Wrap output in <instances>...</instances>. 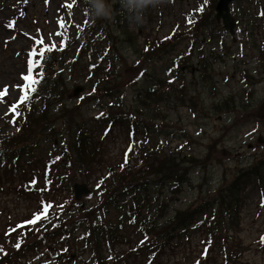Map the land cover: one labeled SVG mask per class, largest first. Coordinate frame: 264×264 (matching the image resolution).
Returning <instances> with one entry per match:
<instances>
[{"label": "rangeland", "instance_id": "1", "mask_svg": "<svg viewBox=\"0 0 264 264\" xmlns=\"http://www.w3.org/2000/svg\"><path fill=\"white\" fill-rule=\"evenodd\" d=\"M8 1L11 3L9 9L5 8L4 11H1L0 8V24L2 25V27L0 26V119L8 117L11 108L21 104L20 97L25 95L21 91L24 84L22 76L27 75L28 52L36 44L31 36L41 33L44 45L55 44L60 46L59 42L61 40L56 38L58 28L55 21L61 15H65V12L62 9L57 10V6L59 7L65 1L71 2L73 0H47V3L45 0H27L26 3L23 0H4L3 3L0 2V7L2 4L5 7ZM21 1L22 4L18 5ZM196 2H198L197 5ZM202 2L203 0H166L162 7L148 12L143 26L130 27L125 14L120 11L119 1L109 0L112 15L110 19L104 20L103 29L105 35H111V40L108 42L107 37L104 39V35L100 36L99 40H103L104 43L99 49L103 52H107L109 49L112 51L105 65L108 66L110 62H113L116 69L113 76V78H118L116 83L119 86L116 102L119 107H123L124 113H128L133 105L138 104L135 102L134 96L140 92L141 88L147 87L151 92L158 90L163 93L165 89L162 85L166 83L167 71L172 66L170 59L143 66L139 62L138 55V50L142 47L143 38L147 35L161 39L168 37L174 30L175 25L179 21H184L183 15L197 8ZM18 6H20L19 9ZM253 6L250 0H243L240 4L239 2L236 3L232 9L242 21V33L236 36L239 40L237 42L238 45L224 31L221 23H218V26L215 27L213 38L209 39V36H207L201 40L203 45L200 46V49L209 59L210 66L207 67V70H214V73L211 74L213 81L208 77L201 76L197 71L200 68L198 63L199 56L202 54L199 51L190 59V62H196L198 65L197 70H193L197 72L190 73L189 70L182 69L181 79L184 78L187 82L189 92L194 94L198 91L202 94V98L205 99V115L200 112L191 114L187 108H180L178 112L173 110V105L176 101L174 93L166 97V106L162 107L163 111L159 110L161 114L153 113L152 108H150V104H155L154 100H156V97L147 100L143 98L146 108L145 113L166 118L163 125L164 133L155 131L158 125L161 124L160 120L153 121L149 119L151 120L149 125L154 130L151 131L154 144L161 142V138H165L171 143V147L168 150L183 147L182 150L185 155L203 157L209 145L214 143V141H220L219 150L222 154L218 156V161L210 166L208 172L203 170H194L192 172L190 185L184 188L180 200L171 205V211L186 209L192 205L197 207L199 205L196 200L197 193L200 190L208 193L216 189L224 173L225 165L233 167L241 163L242 166H245L251 163L253 158L264 155V68L262 67L264 60L260 53L261 48L255 45V41L257 42L256 36L261 31L262 33L264 31V17L256 20L253 14ZM21 11L24 13L23 16L20 15ZM63 18L67 19L68 17L64 16ZM13 20L15 21L14 27H5L6 24L8 25ZM74 20H77L76 25L86 24L83 18V9L77 8ZM125 30L136 35L138 37L137 41L130 40L125 35ZM248 30H254L255 38L251 37ZM241 38L242 40H240ZM222 40H224L225 45L220 44ZM240 41L245 46V51L242 54L238 50ZM188 45V42L182 44L185 49H187ZM227 48L230 50L227 51ZM185 49L182 51L185 52ZM70 58H73V54L70 55ZM248 68L257 79L262 81L261 84L253 86L252 89L247 88L242 83V78L240 79L241 72ZM87 75V71L81 73L76 70L71 78H68V86L71 90L69 98L71 100H77L73 95L76 87L83 88L82 94H85L86 91H89L88 87L93 85L86 79ZM179 75H177L179 81L176 80L175 87L181 82ZM120 76L121 78H119ZM195 79H198L196 83L194 82ZM249 92H252V94H249ZM229 95L234 97L238 107L237 111L231 115L217 116L215 109L211 108L212 105ZM100 109L96 107L95 101L84 109L83 117L86 120H92L93 117L100 113ZM153 109L157 110V108ZM145 113L143 115L136 114L147 119ZM90 126L95 127L97 135L101 139L103 128L96 127L97 125L92 122ZM59 128H61V125L58 126ZM254 129H256V132H252ZM6 133L12 135L15 132L14 129H6ZM185 135H189L195 141L190 142L189 139L184 138ZM117 138L118 135L114 133L108 138L106 143L108 154H110V148L116 145ZM52 139L47 135L41 136L38 153L36 154L37 158H42L41 160H33L31 162L26 160L17 161L20 166L28 167L26 171L21 170L18 172L17 176L9 175V178L16 176L20 180L18 185L8 187L7 181L1 182L0 180V221L2 226L10 220L19 221L17 216L25 218L26 214H29L36 207V205H29L26 201H23L24 207V204L15 198L16 194L10 192L14 189L18 197L25 196L21 180L32 178L30 174L34 172V169L43 167L49 155L54 152L51 146ZM260 139L262 143H259ZM94 158L87 165L94 167L96 165ZM112 161L116 162L113 158L108 160L110 164H113ZM97 177L99 178V175ZM97 177L92 182H96ZM76 181L83 183L82 177H78ZM4 186L7 188L5 189ZM247 190L249 192L245 191L244 197L247 199L248 194L252 195L254 193L253 204L257 203L259 206V191L254 185L249 186ZM59 196H65L63 190L56 194L55 199ZM197 216L201 219V215ZM108 218L116 219L115 213L110 211ZM192 228H189L191 229L189 236H187L189 240L185 238L175 239L173 242L175 251H168L161 260H158L159 264H194L203 260L200 254L202 231L195 232L197 230ZM261 232L257 231L254 235L258 237ZM232 233L233 231L230 230L228 234L231 239L229 242L230 247L234 248L236 243L243 242L246 254L252 250H246V244L250 238L242 230L237 235ZM137 240L138 238L135 237L133 242ZM3 242L6 243V240H3ZM129 252V249H127L125 254ZM216 256L218 258L219 250L210 253V258H216ZM255 256L257 257L258 253ZM255 256L251 253L247 260L243 256L241 263L254 264ZM130 263L144 264V259L130 256Z\"/></svg>", "mask_w": 264, "mask_h": 264}, {"label": "trees", "instance_id": "2", "mask_svg": "<svg viewBox=\"0 0 264 264\" xmlns=\"http://www.w3.org/2000/svg\"><path fill=\"white\" fill-rule=\"evenodd\" d=\"M213 14L214 7H212L211 13L204 15L203 19L198 24L197 33H199L200 28L209 23L210 18H213ZM54 60L55 55L52 53L51 59L47 60V63L51 61V65H53ZM62 79V75H57L55 79L49 81L44 80L40 83L37 91L31 96L30 103L28 102L27 107L21 113L23 118L18 125L21 130V137H19V140L23 142L30 141L41 132L47 131V129L53 126L51 123L57 118L53 115V110H55L54 105L63 98V93L65 91ZM52 82L53 86L51 87ZM59 88H61V91H59ZM175 92L178 94L174 104L175 111L181 106H191L193 104L201 109L204 107V99H202L199 94H190L184 83L183 86L176 89ZM169 94L170 93H161L158 95L154 92L153 96L162 100L168 97ZM165 100L167 101L166 98ZM39 102H41L40 106L38 105ZM227 103L231 106V103ZM156 107V111L158 112L161 105L156 104ZM215 109L221 110L217 104L215 105ZM61 110L64 112V117L67 118L66 122L69 125L67 138L72 148L76 149V156L79 160L80 167H84V165H87L97 153L96 146L94 142L87 137L85 130L77 128V114L68 109L62 108ZM125 122L130 124L131 120L125 119ZM144 123L145 121H140V124ZM134 127L137 129V124H134ZM64 136L63 134V138H66ZM10 143H12V145L14 144L13 139L0 145L2 146L0 157L3 163H11L16 156L15 152L18 153L19 159L25 154L30 155L31 152H33L26 149L27 147L20 148L13 152V149L9 145ZM140 154H133L131 158H136ZM142 155L143 164L146 168L145 172L132 167L129 162L128 166L123 169V173L119 178L114 176L108 178L113 181L114 185L112 202L118 204L121 200L128 201L130 204L129 212H134L137 213L138 216H141L139 223H142L148 233L157 238L167 239L172 236V234H175L179 228L186 226L187 221L191 219L193 213L190 210L185 212L178 211L174 217H170L169 220L163 222H161V220L165 218L164 214L156 218L151 217L150 209H156L155 205H158L159 197L155 200L151 197L153 183L150 181V178L155 179L157 181L156 184H163L166 188L169 187V194L171 196H177L181 193V188L187 181L186 176L188 174L186 169L181 167L180 162L174 156L176 153H165L156 146L148 153H143ZM190 162L193 165L203 163L201 160L194 158L191 159ZM236 193L237 185L235 182L228 188H222L218 191L214 203L219 204L220 210L218 215H223L224 212L230 215L231 212L236 211ZM163 205L168 207V203H163ZM145 212H148V216H145Z\"/></svg>", "mask_w": 264, "mask_h": 264}, {"label": "snow or ice", "instance_id": "3", "mask_svg": "<svg viewBox=\"0 0 264 264\" xmlns=\"http://www.w3.org/2000/svg\"><path fill=\"white\" fill-rule=\"evenodd\" d=\"M23 2L26 3L27 0H23ZM45 2L47 3V0H45ZM205 3H207V0H205ZM64 7H66L68 9V15L71 16V14H72L71 10L74 7V4H72V3L65 4ZM200 10L202 11L203 9L201 8ZM20 15L21 16L24 15L23 11H21ZM261 15H264V13H261ZM56 22L60 25V29H61V31H58L56 33V35L63 37L62 41L59 42L60 43L59 51H63L65 43L68 40L67 35H65L64 33L67 31V29L69 27H71V25L66 24L64 22L63 17H60ZM14 25H15V21L13 20L9 23V25H7V27L11 28V27H14ZM42 43H43V37H41L39 40H36L37 46H40ZM54 51H57L55 44H53L50 47L49 46L39 47V50H37V47H33L32 50L30 52H28L27 75L22 76V80L24 81V84H23V87L21 89V91L24 92L25 95H22L20 97L21 102L28 101L30 103L31 95L37 91L38 86L40 85L41 81L43 80L44 66H45L47 60L51 59V53H53ZM5 91H6V89H5ZM17 115H18V113H17ZM101 115H103V114H101ZM14 123H15V121H13V124ZM131 151H132V149H131V147H129L128 152H131ZM127 155L128 154L126 153L125 154V161H124L125 163H127ZM121 167L123 168V165H121ZM261 206L264 207V204H262ZM49 208H51V205H45L43 207V211L36 213L34 215V218L31 219L28 223L35 225L42 220H47L48 219L47 214H48ZM261 243H264V237H261ZM15 247L18 249L20 247V243L18 242L15 245ZM0 251H2V248H0Z\"/></svg>", "mask_w": 264, "mask_h": 264}, {"label": "clouds", "instance_id": "4", "mask_svg": "<svg viewBox=\"0 0 264 264\" xmlns=\"http://www.w3.org/2000/svg\"><path fill=\"white\" fill-rule=\"evenodd\" d=\"M90 16L98 20L111 18L112 10L109 0H85ZM166 0H119L120 8L126 15L130 27H141L146 22V14L158 9Z\"/></svg>", "mask_w": 264, "mask_h": 264}, {"label": "water", "instance_id": "5", "mask_svg": "<svg viewBox=\"0 0 264 264\" xmlns=\"http://www.w3.org/2000/svg\"><path fill=\"white\" fill-rule=\"evenodd\" d=\"M233 1L234 0H222V3L219 7V16H218L219 19H221V18L224 19L227 28H230V29L233 28V25H232L231 19L229 18V15H228V7ZM83 190L85 191L84 188L77 190L78 191V193H77L78 198H79L81 192H83Z\"/></svg>", "mask_w": 264, "mask_h": 264}]
</instances>
